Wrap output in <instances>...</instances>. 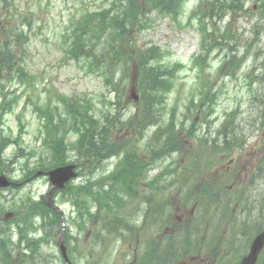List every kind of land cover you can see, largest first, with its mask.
<instances>
[{
  "label": "rangeland",
  "instance_id": "rangeland-1",
  "mask_svg": "<svg viewBox=\"0 0 264 264\" xmlns=\"http://www.w3.org/2000/svg\"><path fill=\"white\" fill-rule=\"evenodd\" d=\"M115 1L14 0L7 7L1 5L0 46L3 33L10 29H20L28 35L25 42H19L18 38L17 42L15 35L10 36L9 45L16 54L17 64L4 69L0 65V104L8 95V100H20L19 106L11 109L0 123L1 136L11 142L19 141L21 137L25 149L24 152L19 150L17 157L18 147L9 145L5 150L9 160L15 159V163L10 164V176L15 181L21 183L31 176L28 173L40 170L37 161L42 157L41 148L46 158L50 155L43 147L44 120L39 111L59 104V96L90 99L98 116L109 111L124 114L127 120L134 113L138 103L134 101V95L139 96V100L141 96L135 65L131 63L111 71L115 74V89L104 84V67L99 71L91 70L90 59L76 60L65 54L67 41H70L78 20L86 13L109 9ZM230 2L208 0L201 5L199 0H186L178 17L149 10L145 22L131 31V54L156 45L163 54L158 63L166 66V70L175 71L170 83L172 88L164 98L167 102L161 109V123L168 118L171 108H175L177 121L183 124L179 139L185 150L179 155L174 153L154 161V168L148 169L150 177H155L163 190L167 189V195L161 199L170 201L171 206L163 205L160 215L154 216L148 213L151 206H136L126 197L117 214L125 223L129 221L126 225L130 227L114 232L103 228L105 210H100L96 195L102 188L106 190L110 186L103 177L112 172L120 160L119 156L111 157L113 153L96 169L80 168L79 178L73 184V195L55 196L63 219L52 218L42 207H34L50 189L47 178L32 180L18 189H4L0 191V217L14 212L15 218L8 224L0 222V264H65L58 249L61 235L66 236L72 264H176L186 257L198 256L204 264H233L248 253L251 242L264 228V124L255 122L264 115L258 108L264 100V78H260L264 76V0H247L245 4L239 0L233 4L235 9H230ZM192 13L207 18L208 29H213L209 41L211 48L198 64L201 75L194 59L200 52L199 21H189ZM23 16L29 17L27 23L22 20ZM90 46L96 54L110 48L108 42L99 41ZM112 47L120 52L127 50ZM234 55L237 59H234L232 70L219 71L223 61L231 60ZM20 68L26 77L22 82L16 79ZM248 78L253 83L252 88L247 84ZM202 95L211 103L201 106ZM225 120L231 122L226 131L235 138L246 136L248 143L242 149L231 144L232 148L222 150L223 154H212L211 157L218 159L208 163V167L196 165V169L203 166L200 168L202 182L211 185L207 194L209 199H206L209 203L198 204L189 194L192 189L197 192L198 185L193 187L191 183H184L181 177L168 178L163 168L169 166L173 173L181 174L190 163L193 164L191 155H210L216 146H208V152H203L201 139L222 138L219 130ZM153 130H148L145 140ZM131 132L124 130L119 135L120 140L131 138ZM75 140L76 136L66 139L68 143ZM31 150L35 154L30 156ZM66 155L68 163L78 162L73 148ZM205 160L206 156L202 162ZM256 163L262 174H257L254 169ZM4 170L1 174L7 175L9 169ZM159 171L163 172L160 176L157 175ZM89 179L93 182L85 185ZM193 179L201 181L196 176ZM173 180H176L175 184ZM140 187L150 191L146 182ZM86 202L92 206L85 207ZM181 205L187 206V210ZM32 210L34 228L22 231L21 226L30 223L25 216L31 215ZM86 210L93 211V217L86 218ZM42 219L45 226L40 227ZM182 244L184 248L179 250Z\"/></svg>",
  "mask_w": 264,
  "mask_h": 264
},
{
  "label": "trees",
  "instance_id": "trees-1",
  "mask_svg": "<svg viewBox=\"0 0 264 264\" xmlns=\"http://www.w3.org/2000/svg\"><path fill=\"white\" fill-rule=\"evenodd\" d=\"M13 1L0 0V7L2 4L7 7ZM238 1L235 0L233 4ZM242 1L245 4L247 0ZM184 2L185 0H145L144 2L141 0H117L109 9L86 13L73 26L70 41H67L68 45L65 48L66 56H71V58L76 60H82V58L84 60L90 59L91 61L88 65L91 70L99 71L101 67H104L105 76L103 80L107 87L113 86L116 89L117 86L114 79L115 74H111L112 70H117L119 67L124 68L126 65L130 66L131 63L136 66L137 83L139 84L141 96L138 103L136 102L134 113L127 120H125L124 114L117 115L109 111L98 116V112L94 111L95 105L90 99L85 97L81 99L77 96L65 98L58 95L61 98L58 100L61 108L57 104L48 106L47 110L39 111L40 118L45 121L43 147L50 154L46 158V153L41 148L42 157L37 161L40 170H48L64 165L68 158L66 153L71 148H73L78 158L77 163L80 167L86 166L96 169L104 160L109 158L111 153L121 156L120 170L113 176L108 177L109 180L106 181L110 184L109 188L106 189L108 192L102 190L103 188L99 190L96 195V201L100 205V210H105L108 216H115L116 220L127 228H129L126 225L128 223L126 222L125 224L124 219H120L114 211L124 206V198L129 197L133 201L132 199L136 198L139 192H145L140 191V185L146 182L148 178L147 169L153 165L154 161L174 153L181 154L185 150L180 145L179 134L182 132L183 124L177 121L176 110L173 109L165 122L161 123L164 96L172 88L170 83L174 79V71H172L173 69L166 70L165 66L158 63L161 58V50L158 47H150L131 54V40L133 41L131 31L142 22L143 8L147 10L155 8L162 14L177 15ZM205 2H208V0H201V5ZM233 4L231 0L229 7L235 9L236 7ZM28 18L23 16L22 20L27 23ZM24 26L25 24H22V27ZM125 29L129 32H126ZM20 31V29H10L3 33V43L0 46V65L3 69L4 67L8 68L17 64L15 61L16 54L10 49V36L15 35L14 38L16 41L18 38L19 42L28 40V35ZM211 35H206L203 41L206 51L211 48V44L209 45ZM97 41L108 42L110 45L108 51L97 52L96 54V50L90 44L93 45ZM112 46L127 50L126 52H120ZM234 59H237L236 55L229 61H223L221 69L232 70L231 66ZM154 60L156 62H153ZM161 68L166 71H161ZM21 71H23V68H20L19 73L16 75V79L20 82L26 78ZM260 78H264V76H260ZM247 84L252 88L253 83L249 78ZM262 89L264 92L263 86ZM258 93L259 91H257ZM205 99L206 96L202 95L201 106L211 103L210 101H205ZM14 103H17V101L14 100ZM11 104V102L5 101L0 106H5L4 111H0V123L4 114L11 110ZM233 114L235 115V113ZM262 117L264 124V115ZM229 125H231L229 121L223 124L224 127ZM151 128H154L152 135L145 140V135ZM126 129L132 131L131 138L121 141L119 135ZM219 134L222 136V140L215 138L213 144L209 138L201 139V142L204 143L202 147L207 150L208 146L209 148L212 145L216 146L215 149L210 151V155L195 154L194 156L217 155L222 153V150L230 149L232 146L229 139L232 138V133L223 131L219 132ZM1 135L0 133V174L5 171L4 169H9L10 173V164H13L15 159L9 160L6 157L5 150L7 146L13 143L15 148H19L18 152L15 153L16 157L19 150L24 152L25 149L22 146L21 137L19 141L11 142ZM71 136H76V140L73 143H68L66 139ZM34 154L33 150L29 153L30 156ZM147 159L149 160L148 162H146ZM150 162L151 165H149ZM193 166L196 167L194 164ZM166 173L168 174V171ZM91 182L93 180H87V185ZM106 182L105 184H107ZM71 192L73 193L72 189ZM79 194L83 195V192L79 190ZM169 202L160 203L168 205ZM145 203L152 205L157 203V200L152 198ZM85 204H87L85 207H89L87 202ZM39 206L48 211L49 216H51L50 213H53L55 218H60L56 212L48 209L46 204L40 202L35 205L36 208ZM86 211L88 212L89 210ZM29 224H32V221Z\"/></svg>",
  "mask_w": 264,
  "mask_h": 264
},
{
  "label": "water",
  "instance_id": "water-1",
  "mask_svg": "<svg viewBox=\"0 0 264 264\" xmlns=\"http://www.w3.org/2000/svg\"><path fill=\"white\" fill-rule=\"evenodd\" d=\"M74 166H67L55 169L48 172L52 185H54L53 190L50 192V201H52L53 192L56 189H64L66 184L73 178L76 177V174L73 172ZM41 174V173H39ZM11 185L5 176H0V188H4ZM264 247V231L256 237L254 240L250 254L245 257L241 264H255L258 259V255ZM180 264H190V263H180Z\"/></svg>",
  "mask_w": 264,
  "mask_h": 264
},
{
  "label": "bare ground",
  "instance_id": "bare-ground-1",
  "mask_svg": "<svg viewBox=\"0 0 264 264\" xmlns=\"http://www.w3.org/2000/svg\"><path fill=\"white\" fill-rule=\"evenodd\" d=\"M258 108L260 109V113H264V100H262L259 105ZM234 141H236L238 144H240L241 146H244L248 143L246 136H242L241 138H234Z\"/></svg>",
  "mask_w": 264,
  "mask_h": 264
},
{
  "label": "flooded vegetation",
  "instance_id": "flooded-vegetation-1",
  "mask_svg": "<svg viewBox=\"0 0 264 264\" xmlns=\"http://www.w3.org/2000/svg\"><path fill=\"white\" fill-rule=\"evenodd\" d=\"M262 254H264V250H263V253ZM200 259V257L198 256L196 259H193V261H194V264H204L202 261H200L199 260Z\"/></svg>",
  "mask_w": 264,
  "mask_h": 264
}]
</instances>
